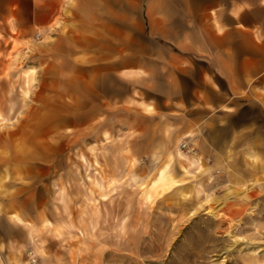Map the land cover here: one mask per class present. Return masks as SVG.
I'll return each instance as SVG.
<instances>
[{"label":"rangeland","instance_id":"1","mask_svg":"<svg viewBox=\"0 0 264 264\" xmlns=\"http://www.w3.org/2000/svg\"><path fill=\"white\" fill-rule=\"evenodd\" d=\"M149 1L63 0L47 56L52 33L25 36L28 0H0V264H264V107L171 106L82 50L89 24L97 38L127 27L147 39ZM136 110L156 119L135 141ZM187 131L211 168L148 201L168 162L160 145Z\"/></svg>","mask_w":264,"mask_h":264},{"label":"crops","instance_id":"2","mask_svg":"<svg viewBox=\"0 0 264 264\" xmlns=\"http://www.w3.org/2000/svg\"><path fill=\"white\" fill-rule=\"evenodd\" d=\"M28 2L25 36L34 27L52 33L53 40L42 46L47 56L59 54L63 0ZM146 8L148 41L144 33L135 35V29L127 35V27L118 28L123 34L119 38H97V28L89 24L82 50L88 57L104 58L110 72L140 80L141 89L151 90L155 98L165 96L171 106H198L206 112L239 104L264 107V0H152ZM103 26V32L109 31L107 23ZM88 66L94 73L95 65ZM131 116L133 139L147 136L150 128L141 120L152 121L155 115L136 110Z\"/></svg>","mask_w":264,"mask_h":264},{"label":"bare ground","instance_id":"3","mask_svg":"<svg viewBox=\"0 0 264 264\" xmlns=\"http://www.w3.org/2000/svg\"><path fill=\"white\" fill-rule=\"evenodd\" d=\"M34 72H35L34 69H29L25 71V73L27 74ZM32 81H34L33 78L27 79L24 83V87L21 88V95L25 98H28L30 96ZM141 103L145 106L148 112H151L154 108L149 103L142 101ZM6 122L7 119L2 114H0V124L5 125ZM193 136L194 134L192 131H187L184 134H181L179 137L176 136L170 144H168V142H163L160 145V149L165 150L168 153V162H166L165 166L158 173L157 178L154 180L152 184L153 185L152 189L150 188V189L142 190L143 193H145L144 194L145 199H147L148 201L154 200V196L157 194V192H154L153 188L154 190H156L158 186L165 187L169 184L170 185L179 184L195 176V174L192 173V169L194 168L195 169L197 168L198 172L201 173L209 171L211 165H209V162H207V160L206 161L202 160L200 156H197L196 152L186 153L180 147L183 138H193ZM174 163H176L180 167L181 173L179 179H176L170 173V170ZM211 214L214 215L213 212H211ZM15 218L17 221H22V219L19 216H16ZM50 224L53 225V223L51 222Z\"/></svg>","mask_w":264,"mask_h":264},{"label":"built area","instance_id":"4","mask_svg":"<svg viewBox=\"0 0 264 264\" xmlns=\"http://www.w3.org/2000/svg\"><path fill=\"white\" fill-rule=\"evenodd\" d=\"M180 147L182 150H184L187 153H191V152H197L195 147L190 146L188 141H183L180 144Z\"/></svg>","mask_w":264,"mask_h":264}]
</instances>
